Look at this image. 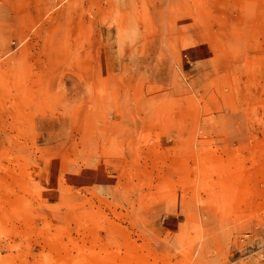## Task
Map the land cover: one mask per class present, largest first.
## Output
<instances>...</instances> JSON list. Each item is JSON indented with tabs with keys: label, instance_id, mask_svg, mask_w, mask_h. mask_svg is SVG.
I'll list each match as a JSON object with an SVG mask.
<instances>
[{
	"label": "rangeland",
	"instance_id": "1",
	"mask_svg": "<svg viewBox=\"0 0 264 264\" xmlns=\"http://www.w3.org/2000/svg\"><path fill=\"white\" fill-rule=\"evenodd\" d=\"M0 264H264V0H0Z\"/></svg>",
	"mask_w": 264,
	"mask_h": 264
},
{
	"label": "crops",
	"instance_id": "2",
	"mask_svg": "<svg viewBox=\"0 0 264 264\" xmlns=\"http://www.w3.org/2000/svg\"><path fill=\"white\" fill-rule=\"evenodd\" d=\"M117 4H119L121 7H127L130 4V0H116ZM106 51L104 48L98 50L97 52H93L91 50L90 54L91 55H98L97 62H91V66L89 69L92 70H103V69H111V70H116L118 67L117 66H105V56H106ZM95 58H93L94 60Z\"/></svg>",
	"mask_w": 264,
	"mask_h": 264
}]
</instances>
